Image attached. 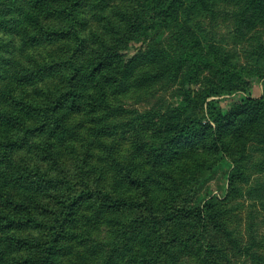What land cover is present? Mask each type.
Masks as SVG:
<instances>
[{"label": "trees", "instance_id": "16d2710c", "mask_svg": "<svg viewBox=\"0 0 264 264\" xmlns=\"http://www.w3.org/2000/svg\"><path fill=\"white\" fill-rule=\"evenodd\" d=\"M107 1L118 0H0L11 39L0 37V70L13 40L59 46L24 55L0 90V264H264L257 234L242 245L228 217L232 205L264 212V90L220 105L248 74L204 23L262 49L264 0H135L106 33L84 32L85 8ZM167 80L177 101L126 106ZM21 152L30 160L16 162ZM222 159L226 193L204 198Z\"/></svg>", "mask_w": 264, "mask_h": 264}, {"label": "rangeland", "instance_id": "374dc122", "mask_svg": "<svg viewBox=\"0 0 264 264\" xmlns=\"http://www.w3.org/2000/svg\"><path fill=\"white\" fill-rule=\"evenodd\" d=\"M135 0H118L114 2L107 1L106 7L103 11H91L89 7H86L82 13L83 18L86 19V26L84 32L94 31L97 33H106L110 27H115L119 23L120 15L126 12L135 4ZM221 18V17H220ZM219 18V19H220ZM218 19V20H219ZM206 29L213 34V39L217 46L224 48L229 55H233L232 62L239 63L241 67L246 70L248 78L247 83L243 90H238L231 94H224L215 99H218L220 105L224 109H231L235 104L239 103L244 98H258L261 96L264 90V35L260 38L259 44L263 47L258 48L257 41H242L237 42L229 33L225 24L219 20V23L212 28V24L208 21H204ZM110 24V25H109ZM211 25V26H210ZM108 34V33H107ZM3 41L10 42L11 39L8 35L0 34ZM14 47L9 50L8 54H4L5 60L2 63L0 70V90L4 87L6 77L15 70L17 62H22L24 55H30L35 58L48 59L56 55L58 52V45H52L47 47H31L23 48L20 45L18 39L13 40ZM12 41V42H13ZM150 43L147 40L142 47L146 48ZM162 44L165 46V50L170 51L176 46L174 37L167 33L163 36ZM141 46V45H138ZM210 76L206 75V78ZM60 81L59 75H54L50 78L45 79L40 83L38 89H49L54 87ZM179 86L175 82L169 80L154 84L149 89L136 94L132 97L126 98L125 103L129 108H136L139 111L149 109L151 107H164L169 103L177 101V93ZM253 160L260 159L261 153H256L252 150ZM15 161L19 162L22 160H30V153H18L15 156ZM231 169V163L229 160H220V165L216 167L202 188V196L204 198L217 197L223 198L227 190V178L228 173ZM247 205V203H246ZM253 213L257 217L255 223L256 226L252 230H248V226L251 223L249 215ZM264 212L261 209H238L232 205V209H228V217L230 224L234 228H237L242 237L244 243H248V239L253 233L256 235V246L253 248L259 253L264 261ZM237 238L241 239L237 236ZM225 240V239H224ZM226 241V240H225ZM233 264H251L249 259L234 258L232 259Z\"/></svg>", "mask_w": 264, "mask_h": 264}]
</instances>
